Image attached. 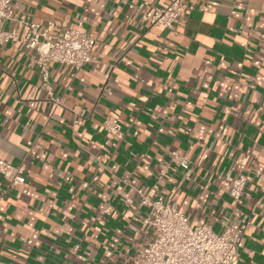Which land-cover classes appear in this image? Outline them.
Masks as SVG:
<instances>
[{
    "label": "crops",
    "instance_id": "0c3cea01",
    "mask_svg": "<svg viewBox=\"0 0 264 264\" xmlns=\"http://www.w3.org/2000/svg\"><path fill=\"white\" fill-rule=\"evenodd\" d=\"M11 1L95 42L79 69L49 65L61 106L32 50L0 45V160L25 169L1 204L0 264H129L145 238L136 189L156 185L191 225L242 227L238 264H264V183L238 207L229 196L231 178L264 169V0H188L170 27L136 5L171 0Z\"/></svg>",
    "mask_w": 264,
    "mask_h": 264
},
{
    "label": "built area",
    "instance_id": "2783aa9c",
    "mask_svg": "<svg viewBox=\"0 0 264 264\" xmlns=\"http://www.w3.org/2000/svg\"><path fill=\"white\" fill-rule=\"evenodd\" d=\"M187 1L171 0L164 6L152 8L139 3L136 10L140 20L149 26L170 27L182 10L192 9ZM6 22H12L15 29H6ZM23 27L26 30L20 36L18 32ZM54 29L53 22L41 27L28 21L11 0H0V45L10 44L17 51L32 50V63L38 68L42 88L54 106H61V98L50 88L49 65L57 63L79 69L90 61L95 39L75 28H66L53 35ZM103 124L110 134L120 129L116 118L105 119ZM172 155L178 158L182 167H187L186 161L175 152ZM24 170L22 164L13 166L0 160V175L4 181L0 188V209L7 192L24 182ZM254 178L264 183V169L248 171L230 179L229 196L234 207L242 204L243 190ZM136 193L147 209L145 238L135 248L129 264H238L242 227L226 222L221 231L215 232L208 224L191 225L171 198L159 194L157 185L148 191L137 188Z\"/></svg>",
    "mask_w": 264,
    "mask_h": 264
},
{
    "label": "rangeland",
    "instance_id": "374dc122",
    "mask_svg": "<svg viewBox=\"0 0 264 264\" xmlns=\"http://www.w3.org/2000/svg\"><path fill=\"white\" fill-rule=\"evenodd\" d=\"M215 231V230H214ZM215 232H219V231H215Z\"/></svg>",
    "mask_w": 264,
    "mask_h": 264
}]
</instances>
